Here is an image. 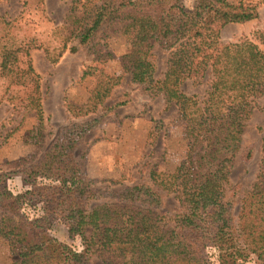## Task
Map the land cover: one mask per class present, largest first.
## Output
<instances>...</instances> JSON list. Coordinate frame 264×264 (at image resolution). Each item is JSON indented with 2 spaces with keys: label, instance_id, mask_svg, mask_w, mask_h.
<instances>
[{
  "label": "trees",
  "instance_id": "1",
  "mask_svg": "<svg viewBox=\"0 0 264 264\" xmlns=\"http://www.w3.org/2000/svg\"><path fill=\"white\" fill-rule=\"evenodd\" d=\"M72 1L69 33L88 44L93 62L102 64L111 56L106 49L94 48V33L105 23L120 24L133 59L124 64L129 80L161 92L166 103L175 105L183 136L204 138L205 144L191 153L190 165H177L166 182L158 183L157 188L173 193L177 200V211L169 213L160 211L161 195L149 185L106 193L83 177L76 148L97 117L60 128L38 160L21 169L29 182L24 192L10 191L4 184L7 173L0 172V238L7 240L11 263L92 264L95 255L104 264H240L248 258L264 264L260 175L238 201L226 196L237 154L246 152L247 158L252 154L251 149L240 150L246 122L264 94V27L252 38L234 42L219 36L227 23L255 18L254 5L243 0H194L192 9H185L177 0ZM157 44L166 51L160 79L154 78L152 50ZM15 52L2 53L0 66L6 75L13 74L10 58ZM25 55L23 71L33 84L41 117L39 75L27 51ZM91 70L90 65L84 68L81 79ZM99 72L90 91L95 103L77 115L93 111L119 84L120 76L101 68ZM22 76L14 75V82L21 84ZM188 79L207 85L202 97L183 90ZM225 96L235 103L234 113L220 110ZM260 129L264 147V127ZM30 205L62 222L69 237H80L82 248L54 237L38 215L26 214Z\"/></svg>",
  "mask_w": 264,
  "mask_h": 264
},
{
  "label": "rangeland",
  "instance_id": "2",
  "mask_svg": "<svg viewBox=\"0 0 264 264\" xmlns=\"http://www.w3.org/2000/svg\"><path fill=\"white\" fill-rule=\"evenodd\" d=\"M177 1L185 9H192L194 5V0ZM243 1L254 5L257 16L243 23L224 25L219 35L224 42L252 38L255 30L264 27V0ZM72 4V0H0V63L4 51L18 49L10 58L16 67L12 75L23 74L21 84L16 83V78L6 75L0 66V172L7 173L4 184L13 193L24 192L29 182L21 169L38 160L57 131L70 122L97 117V123L86 131L76 148L83 163V177L106 193L128 185H149L161 195L160 211L173 213L178 209L174 194L160 190L157 185L166 182L167 175L177 165H190L191 153L201 150L205 140L185 138L175 105L166 103L161 92L153 93L129 80L124 64L132 63L133 59L128 41L119 30L120 24L105 23L94 33V48L106 49L111 56L102 64L93 62L88 44H82L77 36L69 33ZM26 51L39 75L37 102L41 117L36 111L33 84L23 71ZM152 53L156 67L154 78L160 79L165 69L166 51L157 44ZM88 65L92 66V73L81 79ZM99 68L109 75L120 76V82L93 111L77 115L76 112L89 109L95 103L90 91L99 78ZM206 87L205 83L195 85L190 79L182 85L187 94L198 97H202ZM219 107L227 114L234 113L236 108L230 96H225ZM263 127L264 94L257 98L242 134L240 151L251 149L252 154L249 158L246 152L237 154L229 173L227 197L238 201L258 174L264 183L260 129ZM98 202L100 200L92 204ZM24 211L38 215L54 237L75 249L82 248L80 237H69L66 226L53 216L43 215L45 212L37 206H27ZM91 263L104 264L95 255ZM0 264H12L7 240L2 237ZM240 264L256 263L248 258Z\"/></svg>",
  "mask_w": 264,
  "mask_h": 264
}]
</instances>
